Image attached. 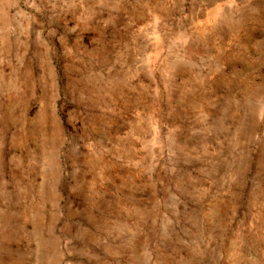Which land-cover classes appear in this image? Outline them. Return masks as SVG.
<instances>
[{
  "label": "rangeland",
  "instance_id": "374dc122",
  "mask_svg": "<svg viewBox=\"0 0 264 264\" xmlns=\"http://www.w3.org/2000/svg\"><path fill=\"white\" fill-rule=\"evenodd\" d=\"M0 264H264V0H0Z\"/></svg>",
  "mask_w": 264,
  "mask_h": 264
}]
</instances>
